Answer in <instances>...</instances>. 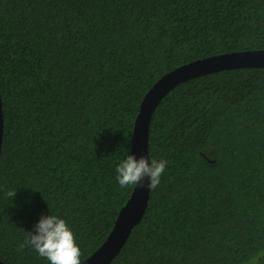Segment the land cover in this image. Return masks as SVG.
Wrapping results in <instances>:
<instances>
[{"label":"trees","instance_id":"16d2710c","mask_svg":"<svg viewBox=\"0 0 264 264\" xmlns=\"http://www.w3.org/2000/svg\"><path fill=\"white\" fill-rule=\"evenodd\" d=\"M262 48L264 0H0V258L50 264L18 247L50 214L92 254L134 189L116 167L146 92L187 62ZM149 153L167 168L110 264H264V67L176 85Z\"/></svg>","mask_w":264,"mask_h":264},{"label":"water","instance_id":"95a60500","mask_svg":"<svg viewBox=\"0 0 264 264\" xmlns=\"http://www.w3.org/2000/svg\"><path fill=\"white\" fill-rule=\"evenodd\" d=\"M241 67H264V48L232 51L199 58L182 64L161 76L142 99L134 124L131 154H135L137 158L150 157L149 136L152 116L163 97L176 85L201 75ZM3 135L4 111L0 93V158ZM147 183L148 180L145 179L142 181L143 187L134 186L105 241L92 254L83 259L81 264H110L119 254L132 229L141 221L148 207L151 190L146 186ZM0 264L8 263L0 258Z\"/></svg>","mask_w":264,"mask_h":264},{"label":"clouds","instance_id":"9594fccd","mask_svg":"<svg viewBox=\"0 0 264 264\" xmlns=\"http://www.w3.org/2000/svg\"><path fill=\"white\" fill-rule=\"evenodd\" d=\"M167 165L165 159L137 158L135 154H128L116 167V180L120 188H127L130 185L143 187L142 181L147 179L146 186L155 190L161 183ZM16 194L14 190L6 193L10 198ZM28 232L29 237L18 246L19 250L30 246L50 264H81V249L73 229L64 218L54 214L42 215L34 230Z\"/></svg>","mask_w":264,"mask_h":264}]
</instances>
